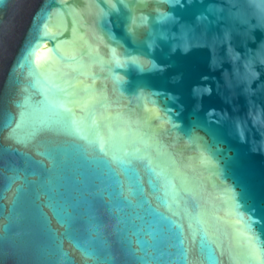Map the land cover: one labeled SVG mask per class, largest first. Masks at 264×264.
<instances>
[{"label":"water","instance_id":"1","mask_svg":"<svg viewBox=\"0 0 264 264\" xmlns=\"http://www.w3.org/2000/svg\"><path fill=\"white\" fill-rule=\"evenodd\" d=\"M0 264H264V0H0Z\"/></svg>","mask_w":264,"mask_h":264},{"label":"snow or ice","instance_id":"2","mask_svg":"<svg viewBox=\"0 0 264 264\" xmlns=\"http://www.w3.org/2000/svg\"><path fill=\"white\" fill-rule=\"evenodd\" d=\"M45 48H47V44H45L44 48H41V49L37 52V54H36V56H37V60H39V58H40V52L44 51ZM108 63H112V61H108ZM117 79H118V78H117Z\"/></svg>","mask_w":264,"mask_h":264}]
</instances>
